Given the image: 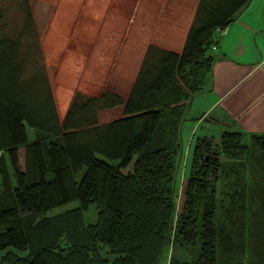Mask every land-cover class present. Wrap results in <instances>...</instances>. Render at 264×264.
Returning <instances> with one entry per match:
<instances>
[{
    "label": "trees",
    "instance_id": "1",
    "mask_svg": "<svg viewBox=\"0 0 264 264\" xmlns=\"http://www.w3.org/2000/svg\"><path fill=\"white\" fill-rule=\"evenodd\" d=\"M2 1L0 264H264V134L196 137L176 206L188 104L207 87L216 30L249 0H198L179 53L148 44L125 97L75 91L61 119L31 8L20 0L10 24Z\"/></svg>",
    "mask_w": 264,
    "mask_h": 264
},
{
    "label": "rangeland",
    "instance_id": "2",
    "mask_svg": "<svg viewBox=\"0 0 264 264\" xmlns=\"http://www.w3.org/2000/svg\"><path fill=\"white\" fill-rule=\"evenodd\" d=\"M133 0H27L33 17L34 30L40 57L50 83L58 116L66 111L75 91L87 95L110 89L125 97L131 74L130 55L122 53L120 39L124 35L125 24L120 21L131 10ZM20 0H3L7 7V21L18 23L20 19L17 4ZM123 36V37H122ZM142 36H147V34ZM132 42V40L130 41ZM122 44V43H121ZM129 59V60H127ZM196 98L193 102H196ZM195 104V103H194ZM122 107L100 110L98 122L102 123L121 116ZM187 114V111H186ZM189 112L181 126V157L175 173L177 203L183 198L193 144L196 137L219 134V130L209 126L206 119L199 120L193 130V138L188 135V125L196 119L189 118ZM27 140L33 138V130L26 127ZM189 143H188V142ZM113 162V161H112ZM18 167H23V149H17ZM82 170L76 175L78 180ZM77 205L70 201L48 210L46 215H54ZM95 207L90 204L83 212L86 223L95 220ZM2 251H0V254ZM19 253V252H18ZM20 255H23L21 252ZM157 264H164L161 258Z\"/></svg>",
    "mask_w": 264,
    "mask_h": 264
},
{
    "label": "crops",
    "instance_id": "3",
    "mask_svg": "<svg viewBox=\"0 0 264 264\" xmlns=\"http://www.w3.org/2000/svg\"><path fill=\"white\" fill-rule=\"evenodd\" d=\"M197 1L133 0L126 4L131 10L129 15L123 13L120 21L126 22L123 36L130 38L127 44L125 37L120 39L119 47L121 54L131 56L127 59L131 61L127 92L148 44L181 51ZM211 53L215 59L207 87L193 95L188 104L187 114L190 112L189 118L196 121L188 125V135L192 136L187 140H192L196 123L203 118L209 126L218 127V132L233 129L264 134V0H249Z\"/></svg>",
    "mask_w": 264,
    "mask_h": 264
},
{
    "label": "built area",
    "instance_id": "4",
    "mask_svg": "<svg viewBox=\"0 0 264 264\" xmlns=\"http://www.w3.org/2000/svg\"><path fill=\"white\" fill-rule=\"evenodd\" d=\"M226 30V27L225 28H222V29H217L216 30V39H220V37L224 34ZM215 47H213L214 49Z\"/></svg>",
    "mask_w": 264,
    "mask_h": 264
}]
</instances>
